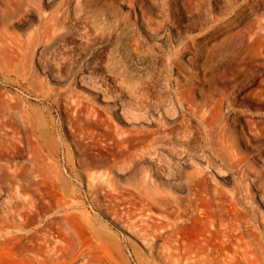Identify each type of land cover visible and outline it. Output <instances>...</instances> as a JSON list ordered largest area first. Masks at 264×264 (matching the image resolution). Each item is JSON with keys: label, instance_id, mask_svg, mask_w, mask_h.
Returning <instances> with one entry per match:
<instances>
[{"label": "rangeland", "instance_id": "1", "mask_svg": "<svg viewBox=\"0 0 264 264\" xmlns=\"http://www.w3.org/2000/svg\"><path fill=\"white\" fill-rule=\"evenodd\" d=\"M224 136L262 190L264 0H0V264H264L263 234L240 262L177 256L131 200L204 155L249 205Z\"/></svg>", "mask_w": 264, "mask_h": 264}, {"label": "bare ground", "instance_id": "2", "mask_svg": "<svg viewBox=\"0 0 264 264\" xmlns=\"http://www.w3.org/2000/svg\"><path fill=\"white\" fill-rule=\"evenodd\" d=\"M96 109L97 108L94 105L91 106V111L93 113L96 112ZM200 113H202V110ZM177 129H175V131ZM193 131L191 132L189 129V132L193 133ZM221 137L223 138L222 135ZM224 138L225 139H222L220 142L221 147L217 149V157L219 159L222 158L228 163L240 176L241 181L246 183L245 196L248 199L247 201L249 205L246 204L239 209L236 190H233V192H229L231 193L232 201L229 200L230 203L226 204V206H230L225 207V197L228 196L229 193L225 191L224 188L222 189L221 186L219 187L218 184H215L213 187L208 185V173L204 167H208L209 161L205 159L204 155L199 156V162L195 163L190 160L189 171H185V169L184 171L179 170V168H183L178 165V169L175 168L178 173L177 178H174L173 180L166 179L165 184L162 187L163 191L158 197H155L153 192V194L150 195L149 191L148 195L139 194L137 196L138 198H136V196L131 198L134 206L135 204H140L149 211L152 210L151 208L153 207L157 208L159 213L158 216H160L158 221L160 234L168 249L173 250L177 256L185 257L186 259H191L193 261H199L200 263H208L212 259L218 258H224L230 262H240V260L246 259L259 243L260 235H264V188H262V190L259 188L257 191H254L257 182L263 181V174L254 170L253 162H251L250 157L241 154L235 140H226L225 136ZM204 163L205 166H203ZM183 164H185V162ZM215 167L216 166H214V168ZM99 173L101 174V172ZM89 177L93 180L97 176L89 175ZM100 177L102 178V176H99L98 178L100 179ZM211 182L212 181H210V183ZM137 186L138 185H136V188ZM251 187L254 188V190H251ZM27 200L31 203V198H28ZM149 215L150 214H148V217L151 218ZM186 229L190 230V232H187ZM212 255H214V257Z\"/></svg>", "mask_w": 264, "mask_h": 264}]
</instances>
